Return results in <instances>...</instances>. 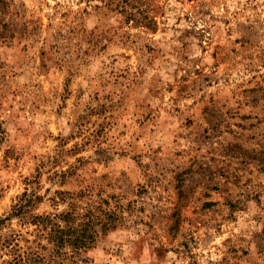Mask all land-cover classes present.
<instances>
[{
	"label": "rangeland",
	"instance_id": "1",
	"mask_svg": "<svg viewBox=\"0 0 264 264\" xmlns=\"http://www.w3.org/2000/svg\"><path fill=\"white\" fill-rule=\"evenodd\" d=\"M0 221V264H264V0H0Z\"/></svg>",
	"mask_w": 264,
	"mask_h": 264
},
{
	"label": "trees",
	"instance_id": "2",
	"mask_svg": "<svg viewBox=\"0 0 264 264\" xmlns=\"http://www.w3.org/2000/svg\"><path fill=\"white\" fill-rule=\"evenodd\" d=\"M31 202L29 199L28 204ZM17 214L21 215L24 213L25 208L27 205H17ZM66 224L67 228H63L59 222L53 220L52 218L48 217H32V223L36 225H40L43 227H51V232L49 235V240L56 242L59 249L65 248L67 245H71L73 248L77 249V251H84L93 244L95 241V226L92 222V217L89 218L84 223L80 225H76V218L73 217V213H67L60 217ZM110 220V216L108 218ZM105 221L104 226L107 227L109 221ZM1 222V221H0Z\"/></svg>",
	"mask_w": 264,
	"mask_h": 264
}]
</instances>
